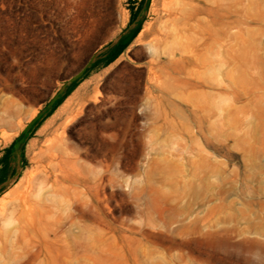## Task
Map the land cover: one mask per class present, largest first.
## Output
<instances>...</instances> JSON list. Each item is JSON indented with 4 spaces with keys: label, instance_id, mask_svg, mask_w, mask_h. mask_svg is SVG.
<instances>
[{
    "label": "rangeland",
    "instance_id": "obj_1",
    "mask_svg": "<svg viewBox=\"0 0 264 264\" xmlns=\"http://www.w3.org/2000/svg\"><path fill=\"white\" fill-rule=\"evenodd\" d=\"M9 147L0 264H264V0H0Z\"/></svg>",
    "mask_w": 264,
    "mask_h": 264
},
{
    "label": "trees",
    "instance_id": "obj_2",
    "mask_svg": "<svg viewBox=\"0 0 264 264\" xmlns=\"http://www.w3.org/2000/svg\"><path fill=\"white\" fill-rule=\"evenodd\" d=\"M136 16L137 12H131V22L136 18ZM139 30L140 27L138 26L133 30L129 37H127L126 39L118 40L105 54L104 64L113 62L126 49L129 41L137 35ZM10 155L11 147L7 148L3 156L0 158V165L2 167L0 171V184L6 180L8 173L11 171Z\"/></svg>",
    "mask_w": 264,
    "mask_h": 264
},
{
    "label": "water",
    "instance_id": "obj_3",
    "mask_svg": "<svg viewBox=\"0 0 264 264\" xmlns=\"http://www.w3.org/2000/svg\"><path fill=\"white\" fill-rule=\"evenodd\" d=\"M150 0H147V5L149 4ZM96 59V55H92L90 57V59L86 62V64L81 68L80 71H78L69 81L68 83H66L61 89L60 91L49 101V103L47 104V109L53 107L57 101L60 99V97L63 95V93L65 92L67 86L79 79H81L85 72L93 65L94 61ZM44 111L39 113V115H37L24 129L23 134H27V132L33 128L35 125H37V123L42 119V117L44 116ZM24 142V137H21L19 140L16 141L15 143V149L16 151H18L21 147V145ZM18 174L16 173L15 176H17Z\"/></svg>",
    "mask_w": 264,
    "mask_h": 264
},
{
    "label": "bare ground",
    "instance_id": "obj_4",
    "mask_svg": "<svg viewBox=\"0 0 264 264\" xmlns=\"http://www.w3.org/2000/svg\"><path fill=\"white\" fill-rule=\"evenodd\" d=\"M71 110V109H70ZM65 112V111H64ZM60 117V116H59ZM65 120V119H64ZM67 122V121H66ZM63 125V124H62ZM61 133V132H60ZM50 135V134H49ZM59 137H61V136H59ZM49 139V138H48ZM52 140H53V138H52ZM56 140V139H55ZM43 143V142H42ZM49 146V145H48ZM51 147V146H50ZM53 149H54V147H53ZM45 150V149H44ZM52 151V150H51ZM55 153V152H54ZM42 154H44V153H42ZM40 156H41V154H40ZM58 158V157H57ZM56 176V175H55ZM51 179V178H50ZM58 180V179H57ZM32 188V187H31ZM28 185H27V187L25 188V190H23V191H21L20 192V196H19V200H20V202H21V204H22V206H23V208L21 209L22 210V213H25V214H28V212L30 211V209H29V207L30 206H28V202H30L29 201V194L30 193H32V192H30L29 194H28ZM34 195V194H33ZM32 201V200H31ZM32 202H34V201H32Z\"/></svg>",
    "mask_w": 264,
    "mask_h": 264
}]
</instances>
